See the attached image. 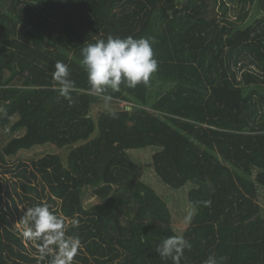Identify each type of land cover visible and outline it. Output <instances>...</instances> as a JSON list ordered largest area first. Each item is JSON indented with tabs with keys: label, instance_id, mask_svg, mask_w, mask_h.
I'll use <instances>...</instances> for the list:
<instances>
[{
	"label": "trees",
	"instance_id": "trees-1",
	"mask_svg": "<svg viewBox=\"0 0 264 264\" xmlns=\"http://www.w3.org/2000/svg\"><path fill=\"white\" fill-rule=\"evenodd\" d=\"M109 35L151 38L147 85L90 88L81 49ZM57 61L75 82L71 105ZM0 108V171L12 177L0 181V264H52L22 235L42 203L80 221L73 264H172L156 248L174 235L192 245L180 264H264V0H0ZM49 145L69 147L66 160L9 164ZM146 149L154 177L180 191L172 204L143 179L134 152ZM89 195L99 202L86 207Z\"/></svg>",
	"mask_w": 264,
	"mask_h": 264
},
{
	"label": "clouds",
	"instance_id": "clouds-1",
	"mask_svg": "<svg viewBox=\"0 0 264 264\" xmlns=\"http://www.w3.org/2000/svg\"><path fill=\"white\" fill-rule=\"evenodd\" d=\"M81 64L87 73L90 88L98 93L108 89L118 91L121 83L129 88L139 84L147 85L151 76L158 70V61L155 59L151 38L132 36L125 38L109 35L106 39H98L81 49ZM70 70L67 64L57 61L52 78L58 85L61 97L68 100L69 105L74 103L72 91L75 82L69 78ZM105 99H111L106 96ZM7 110L0 108V115H6ZM115 116V113H112ZM205 207L211 206V201H202ZM193 212H189L184 220L191 223ZM22 222L25 226L22 233L28 240L40 241L37 245L40 259L54 254L52 264H73L74 257L81 247L77 235H68L69 228L78 229L80 221L72 219L66 223L64 219L50 211L47 203L28 207ZM191 243L183 235L166 237L157 246L156 253L163 259L171 258L172 264H180L186 249L191 250ZM225 258L219 260L209 255L203 264H221Z\"/></svg>",
	"mask_w": 264,
	"mask_h": 264
},
{
	"label": "rangeland",
	"instance_id": "rangeland-1",
	"mask_svg": "<svg viewBox=\"0 0 264 264\" xmlns=\"http://www.w3.org/2000/svg\"><path fill=\"white\" fill-rule=\"evenodd\" d=\"M237 4L234 2V6ZM241 5L240 3L238 6ZM237 7V6H236ZM231 19H234L236 17V13H234L232 10L229 11ZM261 17V14L258 15V18ZM249 18V17H248ZM126 102H120V107L125 105ZM103 107V106H102ZM111 107V106H110ZM118 107V106H113ZM101 109V108H100ZM110 109V108H109ZM99 108L95 107L93 110V113H97ZM47 152H53V153H58L62 156L63 160H66L67 154L69 152V147H64V148H57L54 145H49V146H36L31 150L28 151H20L18 156L11 161H9L10 165H17L19 161H24L27 163H30L32 160H35L39 158L40 156L46 154ZM151 151L150 149H146L143 152H134V156L140 161L142 168L144 170V175L143 179L151 185L157 193L163 195L165 198H167L172 204L174 201H177L176 199L178 198V193L180 191H175L173 189H170L168 186L165 184L161 183L159 180L154 177V174L152 173V157H151ZM150 166V170H146L147 166ZM5 179L9 181L12 180V177L10 174H5L3 171H0V181L5 183ZM99 199L96 196L89 195L84 199V205L86 207H89L95 203H98ZM178 205V203H176ZM264 205V200L262 202ZM57 206V204L53 205V209ZM19 208H22V205L20 204ZM185 217L179 216L177 214L174 215V220L173 223L175 227H177L180 230H183L187 227L188 223H185L184 220ZM17 226L21 229H23V226L21 223H18ZM25 227V226H24Z\"/></svg>",
	"mask_w": 264,
	"mask_h": 264
}]
</instances>
